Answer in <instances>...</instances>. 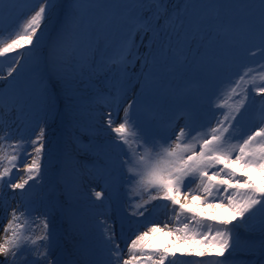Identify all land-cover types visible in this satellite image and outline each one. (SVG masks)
Returning a JSON list of instances; mask_svg holds the SVG:
<instances>
[{
  "label": "snow or ice",
  "instance_id": "1",
  "mask_svg": "<svg viewBox=\"0 0 264 264\" xmlns=\"http://www.w3.org/2000/svg\"><path fill=\"white\" fill-rule=\"evenodd\" d=\"M19 2L0 0V37H9L7 42L0 40V72L8 65L0 81L11 77L9 88L0 91V209L7 211L11 201L20 197L4 226L0 264H62L52 252V202L46 203L45 197L33 191L46 174L47 121L56 110L57 87L72 100L77 85H91L101 76L107 91L98 88L94 103L107 111L93 116L95 123L87 126L90 137L86 143L79 141L78 151L96 159V175L109 187L117 193L126 192L128 207L119 220L122 229L145 217L148 205L165 202L179 223L166 234H176L180 241L212 245L213 251L191 254L217 258H226L240 247L238 234L233 235L238 224L247 225L259 215L264 230V119L248 134L237 119L256 103L252 93L260 96L264 105V71L258 73L259 86L256 76H249L253 69L247 68L238 78L229 76L217 91L204 95L202 107L219 113L213 114L214 126L211 121L200 123L199 111L186 105L161 108L145 102L146 95L157 87L153 67L161 37H167L161 52L169 58L164 63L172 76L230 65L241 49L255 55L244 47L254 41L264 55V0H183L173 6L169 0H71L49 54L54 81L53 75L41 71V46L45 45L46 21L57 7L56 0H24L30 14L8 32L4 26L11 22L10 13ZM116 9L125 11L121 17L125 34L97 59L101 49L92 40L96 34L93 17ZM147 33L151 35L143 46L148 51L141 54L136 36L139 34L143 43ZM85 43L87 55L80 51ZM58 49L64 50L63 61L55 59ZM137 60L142 61L144 71L134 83L135 73L130 74V68ZM57 63L64 67L56 68ZM25 69L36 73L32 84L21 82ZM121 108L123 117L117 122ZM261 113L264 115V106ZM181 118L183 126L178 124ZM105 131L108 135L98 139ZM72 159L71 154H65L66 161ZM252 172L260 174V183ZM92 195L101 201L105 192L93 188ZM189 200L222 207L231 217H204L188 206ZM68 213L73 226L78 227L79 214L71 208ZM181 217L204 230L190 228ZM115 223L105 216L79 227L81 240L72 264H174L176 251L149 240L150 234L163 231L159 223L137 230L125 244L127 253L118 242ZM163 227L168 228V223ZM216 264L223 262L218 259Z\"/></svg>",
  "mask_w": 264,
  "mask_h": 264
},
{
  "label": "rangeland",
  "instance_id": "2",
  "mask_svg": "<svg viewBox=\"0 0 264 264\" xmlns=\"http://www.w3.org/2000/svg\"><path fill=\"white\" fill-rule=\"evenodd\" d=\"M119 3H127L129 0H118ZM183 0H169V5H179L182 4ZM57 7L51 15V18L46 21V29H45V45L41 46V57L44 61L41 64V71L47 70L48 75H53L54 65L51 60L48 59V54L50 51L45 49L46 44L48 43V39L54 40L56 35L61 31L64 25L65 16L67 11H63L65 1L64 0H56ZM67 5V4H66ZM30 9L25 4L24 0H20V2L16 5V7L11 11V22H6L5 29L8 32H12L19 23L22 22L23 18L30 14ZM125 15L124 9H116L114 11H101L98 12L93 17V26L96 29V34L92 37L94 43H98L100 45L101 52L97 54V59H99L100 55L103 53L104 49L108 48L111 45L116 44L125 34L126 27L124 21L121 19ZM227 22V18H226ZM150 33L144 34L143 43L140 42V36L137 34L136 40L140 45L139 52L141 54H146L148 49L144 47V44L148 43V37ZM8 35L0 37V40L7 42ZM167 40V37H161L155 48V55L159 56V61L162 63V69L159 72L154 71L155 74H159L162 76L163 88H160V95L158 94H150L148 93L145 97V102L148 105H152L153 107H161V108H176L182 105H186L189 108L194 109L195 106L200 107L203 104V99L201 103L196 102V94L199 92L203 95L215 92L218 88L222 87V81L227 79L229 76L233 78H238L239 74H242L247 68H252L253 71L249 73V76H256V85H260V79L258 73L264 71V55L261 54L260 51L254 46L258 44V41H254L251 44H246L244 47L250 48L252 52H255V55H250L241 49L240 55L230 64L224 65L223 67L205 69L203 71H190V74L186 76L187 71L181 74H176L175 76L169 75L166 71L165 60H168V56L166 53L158 51L160 46L164 45ZM53 41L50 43V45ZM176 44V41L173 40V45ZM157 50V51H156ZM23 51V49H21ZM82 54H89L88 47L85 43L84 46L80 49ZM46 54V56H44ZM16 53H13L12 56H15ZM166 58V59H163ZM7 59V58H5ZM46 60V61H45ZM60 64L61 63H57ZM55 65L57 68L58 65ZM69 64H71V60L69 59ZM32 62H29V68H31ZM52 67V68H51ZM64 66H60L63 68ZM8 65L5 64L3 72H0V75H6ZM59 68V67H58ZM144 71L142 61L137 60L130 68V74L135 73L133 76V82L135 83L136 78L139 74ZM16 75V73H13ZM186 76V77H185ZM36 77V73L30 72L28 69L24 70V75L21 77V82L24 84H32ZM185 77V78H184ZM207 77H210L207 80ZM178 78L183 81L182 87L179 88L177 85ZM184 78V79H183ZM248 79V77H246ZM55 80V76L53 75V81ZM11 81V77L8 78V81H0V91H4L9 88V82ZM104 78L101 76L99 80L94 81L91 85L87 83H82L77 85L75 92L73 93V99L69 100L65 97L63 91L57 87L56 88V110L55 112L48 118L47 121V139H46V153L48 155L53 153L54 158L52 163H50L45 169V176L42 178L39 189L42 188L45 191V194H41L39 192L38 196L45 197V202H52L50 207V212H55V203L56 197L59 194L60 198V208L57 216H52L50 214V229L52 234H56V229L58 230L60 225V217L63 215V219L67 220L64 214H69L68 209L71 208L73 212L79 214L77 219V225H80L81 222V214L87 216V220L89 224L95 223V221L99 218L108 217L113 218L117 222L116 225L120 226L119 220L120 217L125 213L128 207V199L127 194L124 190H121L117 193V197L121 198L122 201H125V209L121 204V201L116 198L115 194L112 191V188L109 185H106L105 197L101 201L95 200V197L92 195V189L100 191L97 181L93 179L96 168L92 167L89 169L82 162L77 165L78 170L73 168V164L76 162L72 160L68 161L71 163V167L73 171L69 179L75 178L73 181V186L78 188V192L82 188L84 195L79 196L77 199L73 197V195H65L59 191H55L54 193L51 191L54 186L58 188L57 180L65 179L68 176H61V172L63 169V152L64 155L66 153L71 154L72 157H76L79 153L78 144L75 140L76 136L83 138L90 137L85 131L88 129V125L95 123L93 120V116L99 117L100 112H106L107 109L98 108L94 103V98L96 95V91L98 88H103L104 91H107L106 83L103 82ZM202 81L207 84L202 85ZM207 81V82H206ZM251 88V86H249ZM177 88L179 90L178 95H176L175 99H172L174 96L173 90ZM204 88V90H203ZM140 91V90H139ZM252 96L255 98L256 103L252 105L248 112L244 113L242 117L238 116L237 119L241 120L242 130L248 134L253 130L258 129L261 126V120L264 119V115H261V97L255 96V93H252ZM234 99H238V97H234ZM232 101H229L231 103ZM69 105H71V109H69ZM36 109H34L35 113ZM222 111V110H221ZM218 115V111L214 109H208L207 107L201 106V114H200V123H207L211 121L212 125H215V120L213 119V114ZM122 110L119 113V116L116 117L117 122L123 117ZM63 122V125H62ZM65 122H68L69 125H65ZM102 123V120H101ZM178 124L183 126L184 119L181 118L178 120ZM71 125V126H70ZM76 127L77 132H73L72 129ZM38 130V129H37ZM108 135V132H102L99 138H103ZM75 141V142H74ZM53 152H51V150ZM52 156V157H53ZM90 160L94 161L97 164V161L94 157L89 156ZM46 160V159H45ZM45 162V161H44ZM23 175V171L20 173ZM253 179L257 181V183L261 182V177L258 172L251 173ZM58 178V179H57ZM96 178H99L96 175ZM85 179V180H84ZM31 183V182H30ZM101 185V181L99 182ZM77 190V189H76ZM9 191V190H5ZM18 191V190H17ZM37 192V189L33 190ZM124 195V199H123ZM20 200V197L17 195L15 200L11 201V207L4 211L0 209V229L4 230V226L7 225L8 220L11 219V208L16 207L17 201ZM120 203V204H119ZM188 206L193 208L196 212L202 213L204 217H220L221 219H229L231 217L230 212H226L224 208H211L207 205L192 202L189 200ZM155 204V202H153ZM160 202H158V205ZM152 205H148L149 212ZM88 209L94 210V213L89 212ZM146 212L145 214H147ZM103 216V217H101ZM145 217H141L143 219ZM183 223H188L190 228L197 227L195 221H190L181 217ZM7 221V222H6ZM156 223H159L160 227L163 231H158L154 234V237L150 236L149 240L151 243L155 244L158 247H167L177 252V257L175 258L174 264H216L218 259H221L223 264H226L228 260L226 258H217L210 255H205L203 257H198L194 254L197 251H204L208 253L209 251H213L214 247L205 243H195L191 240H178V236L176 234L167 235L169 229H174L179 226V223L175 221L173 217V213L170 209L164 208L161 212H159L155 216ZM168 223L169 227L164 228L163 225ZM88 224V225H89ZM238 224V222H237ZM87 225V226H88ZM86 226V227H87ZM117 233L118 242L121 244V248L124 249V252L127 253V249L125 247L126 243L130 242L131 238H134V230L132 229L128 234L123 237H118V233H120L121 228L114 227ZM146 228V227H145ZM1 230V231H3ZM198 230H204L202 228H198ZM215 230V225H214ZM67 231V237L65 240L67 247V255L69 258H77L75 255V250L77 244L80 242V238L76 235L72 234V232ZM234 237L238 234L240 240V247H238L235 251L232 252L231 255L234 256L238 254L241 256V259L245 262L253 261L251 264H264V257L261 261H259V257L264 255V230H261L259 226V215L250 220L247 225H239L233 229ZM236 231V232H235ZM247 237V238H246ZM54 238V237H53ZM245 239V240H244ZM247 240V241H246ZM53 243H55V239H53ZM124 244V245H122ZM252 244L254 246H252ZM52 252L55 253V245L53 244ZM226 256V257H228ZM247 258H250L248 260ZM1 262L3 261V257L0 258ZM236 262V260H232ZM244 262V263H245ZM231 264V262H228ZM236 264V263H234Z\"/></svg>",
  "mask_w": 264,
  "mask_h": 264
},
{
  "label": "trees",
  "instance_id": "3",
  "mask_svg": "<svg viewBox=\"0 0 264 264\" xmlns=\"http://www.w3.org/2000/svg\"><path fill=\"white\" fill-rule=\"evenodd\" d=\"M70 3H71V0H65V4L70 5ZM57 55L59 56V61H63L65 59V55H64V50L63 49H58L57 50Z\"/></svg>",
  "mask_w": 264,
  "mask_h": 264
},
{
  "label": "bare ground",
  "instance_id": "4",
  "mask_svg": "<svg viewBox=\"0 0 264 264\" xmlns=\"http://www.w3.org/2000/svg\"><path fill=\"white\" fill-rule=\"evenodd\" d=\"M121 110H122V109H121ZM154 234H155V233H152V234H150V236L154 237ZM2 236H3V235L0 234V240H2V238H3Z\"/></svg>",
  "mask_w": 264,
  "mask_h": 264
}]
</instances>
